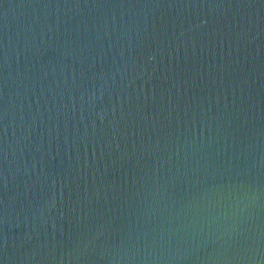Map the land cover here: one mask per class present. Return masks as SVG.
Here are the masks:
<instances>
[{
    "label": "water",
    "instance_id": "obj_1",
    "mask_svg": "<svg viewBox=\"0 0 264 264\" xmlns=\"http://www.w3.org/2000/svg\"><path fill=\"white\" fill-rule=\"evenodd\" d=\"M0 264H264V0H0Z\"/></svg>",
    "mask_w": 264,
    "mask_h": 264
}]
</instances>
